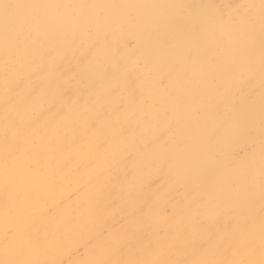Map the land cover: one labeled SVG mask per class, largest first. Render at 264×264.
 <instances>
[{
	"label": "bare ground",
	"instance_id": "obj_1",
	"mask_svg": "<svg viewBox=\"0 0 264 264\" xmlns=\"http://www.w3.org/2000/svg\"><path fill=\"white\" fill-rule=\"evenodd\" d=\"M0 264H264V0H0Z\"/></svg>",
	"mask_w": 264,
	"mask_h": 264
}]
</instances>
